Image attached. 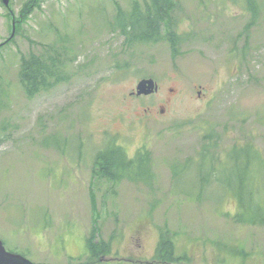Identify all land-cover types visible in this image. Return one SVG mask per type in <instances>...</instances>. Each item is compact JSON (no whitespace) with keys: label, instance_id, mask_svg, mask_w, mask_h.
<instances>
[{"label":"rangeland","instance_id":"obj_1","mask_svg":"<svg viewBox=\"0 0 264 264\" xmlns=\"http://www.w3.org/2000/svg\"><path fill=\"white\" fill-rule=\"evenodd\" d=\"M136 1L0 0V239L37 264H264V224L248 223L264 168L245 147L264 153V0H175L176 54L165 30H112ZM54 43L66 80L30 97L21 59ZM144 78L158 91L134 93ZM108 144L148 153L151 173L96 174ZM166 231L176 263L156 258ZM93 233L109 253L89 254Z\"/></svg>","mask_w":264,"mask_h":264},{"label":"trees","instance_id":"obj_2","mask_svg":"<svg viewBox=\"0 0 264 264\" xmlns=\"http://www.w3.org/2000/svg\"><path fill=\"white\" fill-rule=\"evenodd\" d=\"M251 6L255 7L252 2ZM176 7L177 2L175 0H146L144 5L136 1L131 3V11L128 13L119 7L112 30H119L126 36L129 44L157 41L162 37L163 30H165L172 51L176 54L179 52L180 45L186 40L184 35L172 27L173 12ZM64 49V47L57 49V45L54 43L47 45L42 53H31L22 57L19 78L28 96L33 97L41 91L50 90L53 86L66 80V60L62 52ZM207 137L211 138V134H208ZM245 147L250 150L248 152L249 162L253 161L249 166L252 169H254V165H258L256 168H264V153L252 145ZM209 150L204 148L200 152V159L210 158L211 161H216ZM149 160L148 153H142L136 160L129 159L123 149L118 148L115 144H108L97 152L94 172L107 178L138 180L142 179L144 173H151ZM188 162L191 163L192 160ZM135 170L141 173L140 177L133 174ZM215 173L216 167L213 165L207 173L208 179L204 181L208 183ZM251 196H253V192H251ZM262 216L264 215L262 214ZM248 223L264 224V217H254ZM95 238L93 233L87 239L89 254L96 257L101 253H109V243L103 240L98 242ZM156 254V258L162 262L176 263L180 260V257L176 255L174 242L169 232H162Z\"/></svg>","mask_w":264,"mask_h":264},{"label":"water","instance_id":"obj_3","mask_svg":"<svg viewBox=\"0 0 264 264\" xmlns=\"http://www.w3.org/2000/svg\"><path fill=\"white\" fill-rule=\"evenodd\" d=\"M5 5H8V0H4ZM159 86L154 78H144L139 81L136 91L137 95H150L158 91ZM0 264H37L26 256L10 252L6 249L3 241L0 239Z\"/></svg>","mask_w":264,"mask_h":264},{"label":"flooded vegetation","instance_id":"obj_4","mask_svg":"<svg viewBox=\"0 0 264 264\" xmlns=\"http://www.w3.org/2000/svg\"><path fill=\"white\" fill-rule=\"evenodd\" d=\"M157 92V91H156Z\"/></svg>","mask_w":264,"mask_h":264}]
</instances>
